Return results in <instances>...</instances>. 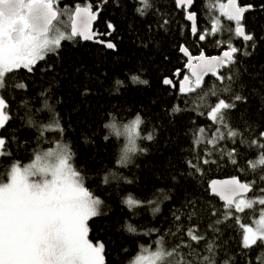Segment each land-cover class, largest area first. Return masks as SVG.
Masks as SVG:
<instances>
[{
	"label": "trees",
	"instance_id": "obj_1",
	"mask_svg": "<svg viewBox=\"0 0 264 264\" xmlns=\"http://www.w3.org/2000/svg\"><path fill=\"white\" fill-rule=\"evenodd\" d=\"M226 1L194 0L192 10L196 13L199 29L194 36L184 9L177 8L174 0H151L153 6L145 16L135 11L138 5L134 0H108L106 4H101V0H61L63 9L68 10V30L77 4L91 3L94 7L99 4L101 13L95 28L105 33L107 23L111 22L116 31L110 40L117 45L116 49L84 42L79 37L72 42L62 41L59 55L49 54L45 61L38 62L32 73L21 69L11 74L28 85L27 91L15 89L11 93H1L11 118L5 128L0 129V136L6 140L4 150L10 153L0 156V179L7 181L13 162L25 164L34 158V153L62 142L69 144L74 166L82 169L85 175V186L105 202L103 210L107 215L90 221L89 238L94 243L96 240L104 242L106 264H128L139 252L140 245L155 249L154 242L161 236L167 249L179 244L181 237L197 250H202L208 240L215 239V245L219 246L216 264H223L226 257L233 258L231 264H264V246L258 241L256 246L243 249L241 229L236 223L237 216L240 223H252L258 212L245 209L236 213L233 209L232 216L225 219L224 213L229 209L208 187L213 178L238 176L242 181L254 182L251 196L262 195L259 189L264 188V179H261L264 166L256 170L248 166L249 160L255 161L259 150L241 143V139L258 137L264 132V0H239L240 5H252L242 24L245 32L253 35L254 48L253 41L245 42L229 31L234 29L235 23L228 21L218 8V4ZM63 9L62 16L66 11ZM213 20L217 22V34L199 40L205 30L211 31ZM216 41L220 42V47ZM229 43L241 51L235 54L236 63L231 65L230 72L225 68L220 73L233 74V81L225 80L221 84L208 75L196 93L181 94L180 81L188 75L181 46L186 45L193 55L203 51L212 56L227 48ZM245 51L251 55H245ZM48 65L52 66L51 70L45 71ZM132 75L147 80L148 84L134 83ZM166 77L173 80L174 89L162 83ZM116 80L123 82L119 90ZM226 84L231 86V92L222 91ZM86 89L88 95L83 94ZM210 89L215 90L219 98L228 99L232 93L246 97L245 102H236L234 109L225 110L230 125L244 135L238 136L235 143L225 139L215 147L207 143L196 145L193 151L196 129L205 128L206 141L217 127L206 114L207 104L217 100ZM202 92H209L203 101L199 99ZM45 100L48 108L44 107ZM175 106L184 110L175 113L172 111ZM136 114L144 121L141 137L154 130V140L141 138L140 146L147 152L139 153L124 167L116 158L118 141L109 135L104 139V124L109 118L128 121ZM50 118L58 119L65 129L62 139H58L56 133H46L43 142H38L34 125ZM84 137L91 141L89 145L83 142ZM232 148L237 149L235 165L227 155ZM196 156L201 159L197 160ZM203 159L214 163L203 164ZM189 160L197 164L199 170L191 168ZM109 172L132 183L113 179L110 184H104L102 177ZM161 189L169 199H163L158 191ZM129 193L142 202L156 200L160 212L153 213L152 207L156 205L146 203L128 209L122 199ZM218 219L219 224L216 223ZM126 221L137 227L136 234L125 230ZM189 228L205 240L199 244L190 241L186 235ZM150 229L158 231L145 235ZM180 253L185 254V261L191 259L186 255L187 249H180ZM177 264H182L179 254Z\"/></svg>",
	"mask_w": 264,
	"mask_h": 264
},
{
	"label": "snow or ice",
	"instance_id": "obj_2",
	"mask_svg": "<svg viewBox=\"0 0 264 264\" xmlns=\"http://www.w3.org/2000/svg\"><path fill=\"white\" fill-rule=\"evenodd\" d=\"M107 2L108 0H101V4ZM134 2L138 5L135 11L141 16L147 15L153 6L151 0H134ZM175 3L187 9L194 4V0H175ZM54 4L55 0H0V20L5 17L17 18L15 25L0 26V93L4 91L11 93L15 89L27 91L28 85L11 74L21 69L32 73L38 62L45 61L49 54L59 55L62 41L72 42L79 37L83 41L103 44L106 49H116L115 43L111 40L97 39L101 34L93 31V22L97 20L101 11L99 4L96 6V11H93L91 3L84 7L77 4L71 28L66 31H61L53 24L58 15ZM25 7L28 9L27 16L21 15ZM218 8L228 21L235 23L234 29L229 31L233 32L235 37H242L245 42L253 41L252 47L254 48L253 35L246 33L241 23L244 14L252 8V5L239 6L238 0H227V3L218 4ZM37 10H42L43 27H38L33 23V14ZM186 18L192 22L191 32L195 34L197 32L196 13L188 12ZM216 23L213 20L211 31L205 30L199 35V40H205L206 35H216L218 32ZM107 29L108 31L102 35L110 37L116 31L111 22L107 23ZM14 33L16 34L15 39L13 38ZM216 44L217 47L221 46L219 41H216ZM180 51L188 57L186 66L190 70V75L183 77L179 87V92L186 95L196 93L197 89H201L204 77L209 74L221 84H224L225 80L233 81V74H221L220 70L227 68L230 72L231 65L236 63L235 54L241 49L229 43L227 50L216 56H206L203 51L198 56H192L186 47H181ZM244 54L251 55L247 51ZM193 61L196 63L194 64ZM51 67L48 65L44 70H51ZM176 75L179 76V72ZM131 80L134 83L148 84L147 80L140 79L138 75H132ZM162 83L175 86L169 78H164ZM122 84L120 80L115 81V85L118 86L117 90ZM209 91L212 96L217 97V100L214 104H207L206 114L217 127L206 141L204 139L205 128H197L194 133L196 139L193 141V151L196 145L204 143L211 144L213 147L225 139L235 143L238 136L243 137L244 135L239 129L230 125L225 110L234 109L236 102H245L246 97L232 93L228 99H225L219 98L215 90L210 89ZM222 91L231 92V86L226 84ZM83 94L88 95V90L86 89ZM208 94L209 92H202L199 99L203 101ZM41 95L45 94L41 93ZM44 107L48 108L47 100L44 101ZM7 108L8 104L4 96L0 95V129H4L11 118L6 111ZM183 110L175 106L172 111L179 113ZM201 115L205 113L201 112ZM143 123L141 115L136 114L135 119L124 126V132L129 138L131 147L126 149L125 154L118 160L121 166L127 167L128 165V151H136L135 138L154 140V130L141 137L140 128ZM29 124L31 125L32 121H29ZM34 127L38 142H43L46 133H56L57 138L62 139L65 131L59 120L52 118L47 122L37 123ZM116 134H120L119 129H116ZM104 139L107 140L108 135ZM83 142L86 145L91 143L87 137L83 138ZM241 143H246L249 148L259 150L255 161L249 160L248 166L252 170L264 166V132H260L258 137L241 139ZM5 145V138L0 137V156L10 155L4 150ZM139 151L143 154L147 152V149L140 148ZM220 151L223 154V149ZM210 154L207 153V155ZM236 154V148L227 152L234 165L237 164ZM196 159L201 158L196 156ZM73 160L74 154L70 145L62 142L56 145L55 150L34 153V160L31 163L22 166L19 162H13L8 169L7 182L0 179V264H106L104 242L96 240L94 243L89 238L92 231L90 221L107 215V212L103 210L106 207L105 202L85 186V175L82 169L74 166ZM210 162L214 163L208 159L202 160L203 164ZM187 163L191 168L199 170L192 160ZM113 179H123L128 184L132 183L131 180L113 172L103 176L102 182L110 184ZM261 179H264V176H261ZM253 184L254 182H241L238 178L210 182L211 192L224 200L225 208L229 209L224 213L225 219L232 216L231 210L233 209L236 213H242L245 209L253 210L257 204L264 206V188L259 189L262 195L244 198L246 193L252 191ZM158 191L163 199H169L164 190ZM122 203L127 205L128 209H134L143 203L148 206L156 205L152 207V212H160L156 200L150 199L142 202L133 198L130 193L122 199ZM175 219L178 221L180 217L177 215ZM239 220L237 216L236 223L241 229L242 248L250 249L256 246L258 241L260 246H264V208L259 209L258 219L254 222L255 226L245 225ZM220 222L219 219L216 221L217 224ZM124 228L131 234H136L138 231L135 225L127 221ZM154 231L158 230L150 229L144 234L150 235ZM194 231L189 228L186 232L190 241L199 244L201 240H205L204 236L196 235ZM154 243L155 249L150 245H140V255L136 257L135 264H158V262L177 264L178 254L182 264H216V248L219 246L215 245V239L208 240L202 250H197L190 242L186 243L183 237L180 238L179 244L170 249L165 248L163 236ZM180 249H187L186 255L191 259L185 261V254L180 253ZM232 260V257H226L223 264H231ZM257 260L259 261L260 257H257Z\"/></svg>",
	"mask_w": 264,
	"mask_h": 264
},
{
	"label": "clouds",
	"instance_id": "obj_3",
	"mask_svg": "<svg viewBox=\"0 0 264 264\" xmlns=\"http://www.w3.org/2000/svg\"><path fill=\"white\" fill-rule=\"evenodd\" d=\"M28 9L25 7V9L22 11L21 15L27 16ZM17 23V18H7L0 20V26H3L5 24L15 25ZM135 117L129 118L128 121H119L117 119L109 118L107 121H105L104 125H107L105 127L106 135H109L111 138H115L118 141V147L116 150V158L119 160L124 154L126 149H129L131 147L129 143V138L127 134L124 132V126L130 124L131 121H133ZM116 129L120 130V134H116ZM135 148L136 151H128V164L132 163L136 156L140 153V138H135ZM140 255L139 252H137L133 257H131L128 261V264H135L136 257ZM160 264V262H158Z\"/></svg>",
	"mask_w": 264,
	"mask_h": 264
},
{
	"label": "water",
	"instance_id": "obj_4",
	"mask_svg": "<svg viewBox=\"0 0 264 264\" xmlns=\"http://www.w3.org/2000/svg\"><path fill=\"white\" fill-rule=\"evenodd\" d=\"M175 1V0H174ZM225 3H227V1L225 2ZM238 4H239V6H246V5H240V2H239V0H238ZM177 5V4H176ZM194 5V4H193ZM193 5L191 6V7H189V8H187V9H185V8H183V7H180V6H177V8H179V9H184V11H185V19H186V21L190 24V27H191V24H192V22L191 21H188L187 20V18H186V16H187V13L188 12H193V10H192V7H193ZM81 7H84V5H80ZM55 10L57 11V13H58V15H57V18L59 17V11L55 8ZM75 10V9H74ZM97 10V9H96ZM96 10H93V11H96ZM100 13H101V11L99 12V15H100ZM34 19H33V23L34 24H36L38 27H43L44 26V19H43V13H42V10H37L34 14ZM99 15H98V17H99ZM245 15V14H244ZM98 17H97V20H98ZM57 20V19H56ZM55 20V21H56ZM73 20H74V11H73V13H72V17H71V21H70V28H71V25H72V23H73ZM97 20L96 21H94L93 22V31H96V32H98L99 34H101V35H98V37H97V39H99V40H104V41H107V40H110V37H108V36H105V35H102L103 33L102 32H100L97 28H95V22H97ZM54 21V22H55ZM243 21V20H242ZM242 21H241V23H242ZM53 22V23H54ZM196 26H197V32L195 33V34H193L192 32V35H194V36H196L198 33H199V29H198V24H197V16H196ZM245 28V27H244ZM191 29V28H190ZM13 38L15 39L16 38V34L14 33L13 34ZM104 38H107V39H104ZM83 41V40H82ZM112 41V40H111ZM84 42H90V43H94V44H99V43H96L95 41H84ZM113 42V41H112ZM114 43V42H113ZM99 45H102V46H104L103 44H99ZM181 47H186V48H188L186 45H182ZM110 50V49H109ZM189 50V49H188ZM224 50H227V48H225V49H223L221 52H219V53H217V54H213L212 56H216V55H221L222 54V52L224 51ZM180 53L185 57V61H186V65H187V60H188V57L187 56H185L184 55V53H182L181 51H180ZM189 53L192 55V56H198L199 54H195V55H193L192 53H191V51L189 50ZM206 56H211V55H208V54H206L205 52H203ZM193 63L195 64L196 62L195 61H193ZM185 69L187 70V72H188V75H190V70L187 68V66H185ZM221 70H223V69H221ZM220 70V71H221ZM209 75H211V74H209ZM208 76V75H207ZM207 76H205V77H207ZM205 77H204V79H205ZM166 78H169V79H171L170 77H166ZM191 78V77H190ZM183 80V79H182ZM181 80V81H182ZM173 81V80H172ZM180 81V82H181ZM173 85H174V82H173ZM165 86H171V88L172 89H174L175 88V86L173 87L172 85H165ZM232 178H238V179H240L238 176H232V177H225V178H218V177H216V178H213V179H211L210 180V182L211 181H213V180H229V179H232ZM240 181L241 182H245V181H242L241 179H240ZM210 182H209V185H210ZM209 187V186H208ZM210 188V187H209ZM210 191H211V189H210ZM212 193V192H211ZM251 193V191L250 192H248V193H246L245 195H249ZM212 194H214V193H212ZM214 195H216V194H214ZM217 196V195H216ZM219 197V196H218ZM220 198V197H219ZM221 199V198H220ZM222 200V199H221ZM223 202H224V204H226V202L224 201V200H222Z\"/></svg>",
	"mask_w": 264,
	"mask_h": 264
},
{
	"label": "rangeland",
	"instance_id": "obj_5",
	"mask_svg": "<svg viewBox=\"0 0 264 264\" xmlns=\"http://www.w3.org/2000/svg\"><path fill=\"white\" fill-rule=\"evenodd\" d=\"M63 10H66V8H64ZM67 11L68 10H66L63 14H64V16H62V14H61V16H59V18L53 23L56 27H58L61 31H66V30H68V23H67V20H69V17L68 16H66V13H67ZM66 34H67V32H66ZM0 95H1V93H0ZM1 137V136H0ZM56 149V146H54V147H51V148H49V149H46L45 151H48V150H55ZM44 152V151H43ZM40 153H42V152H40ZM34 160V158L30 161V162H27V163H25V164H28V163H31L32 161ZM25 164H21L22 166L23 165H25ZM5 182H7V181H5ZM251 197H254V196H251V195H245V197L244 198H251ZM260 208H264V206H261V205H255L254 206V209L253 210H256L257 212H259V209ZM258 219V214L256 215V216H254L253 217V221H252V223H247V224H245V225H251V226H255V221Z\"/></svg>",
	"mask_w": 264,
	"mask_h": 264
},
{
	"label": "flooded vegetation",
	"instance_id": "obj_6",
	"mask_svg": "<svg viewBox=\"0 0 264 264\" xmlns=\"http://www.w3.org/2000/svg\"><path fill=\"white\" fill-rule=\"evenodd\" d=\"M85 6V5H84ZM87 6V5H86ZM63 7L64 6H62L61 5V0H55V4H54V8H56L58 11H59V16L61 15V11H62V9H63ZM92 8H93V10H96L97 8L96 7H94L93 6V4H92ZM74 9H75V7H74ZM74 9H73V11H74ZM73 13V12H72ZM71 17H72V15H71ZM59 18V17H58ZM57 18V19H58ZM71 21V20H70ZM69 30H70V27H69ZM104 39H107V38H104Z\"/></svg>",
	"mask_w": 264,
	"mask_h": 264
}]
</instances>
